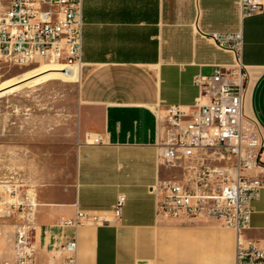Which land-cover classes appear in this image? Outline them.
Masks as SVG:
<instances>
[{"label":"crops","instance_id":"crops-1","mask_svg":"<svg viewBox=\"0 0 264 264\" xmlns=\"http://www.w3.org/2000/svg\"><path fill=\"white\" fill-rule=\"evenodd\" d=\"M239 1L83 0L76 176L37 193L39 264H62V245L72 238L78 264H235L233 229L159 216L151 189L179 173L160 158L167 109L193 111L201 97L196 77L235 63L205 37L216 33L244 36L246 112L263 143L261 165L246 174L264 184V13L243 19ZM121 196L126 204L117 218ZM252 206L242 238L264 249V188ZM77 210L103 222L53 228ZM13 259L14 242L7 263Z\"/></svg>","mask_w":264,"mask_h":264},{"label":"built area","instance_id":"built-area-1","mask_svg":"<svg viewBox=\"0 0 264 264\" xmlns=\"http://www.w3.org/2000/svg\"><path fill=\"white\" fill-rule=\"evenodd\" d=\"M243 19L264 13V0H240ZM83 0H0V60L16 67L53 64L80 68L84 39ZM216 47L234 55L230 66L201 73L195 85L201 97L194 110L169 107L160 158L178 175L151 189L157 214L221 222L237 233L235 264H264V249L242 238L264 184L247 176L259 167L263 148L256 122L247 115L249 73L243 64L244 36L205 35ZM95 143H100L95 140ZM10 197L16 193L9 191ZM124 196L114 206L117 218ZM37 201L32 196L11 204L4 216L15 220L14 259L6 264H39L35 237ZM103 221L77 210L73 220L53 228L77 230ZM62 264H78V241L62 245Z\"/></svg>","mask_w":264,"mask_h":264},{"label":"rangeland","instance_id":"rangeland-1","mask_svg":"<svg viewBox=\"0 0 264 264\" xmlns=\"http://www.w3.org/2000/svg\"><path fill=\"white\" fill-rule=\"evenodd\" d=\"M0 60V88L39 66ZM78 82L52 80L0 97V264L11 261L15 220L4 213L45 187L76 176ZM9 191L16 196L10 197Z\"/></svg>","mask_w":264,"mask_h":264},{"label":"bare ground","instance_id":"bare-ground-1","mask_svg":"<svg viewBox=\"0 0 264 264\" xmlns=\"http://www.w3.org/2000/svg\"><path fill=\"white\" fill-rule=\"evenodd\" d=\"M79 71L80 70L76 67L45 64L44 66H39L33 70H30L26 74L11 80L6 85L1 87L0 97L22 89L25 86L46 83L52 80L79 82Z\"/></svg>","mask_w":264,"mask_h":264}]
</instances>
